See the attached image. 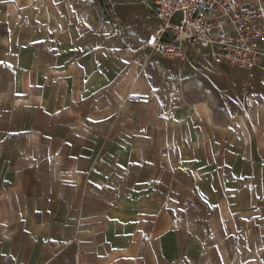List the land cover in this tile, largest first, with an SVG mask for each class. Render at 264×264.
<instances>
[{
	"label": "crops",
	"instance_id": "1",
	"mask_svg": "<svg viewBox=\"0 0 264 264\" xmlns=\"http://www.w3.org/2000/svg\"><path fill=\"white\" fill-rule=\"evenodd\" d=\"M97 2L0 0V264H264L260 137L231 161V138L164 109L95 33Z\"/></svg>",
	"mask_w": 264,
	"mask_h": 264
},
{
	"label": "rangeland",
	"instance_id": "2",
	"mask_svg": "<svg viewBox=\"0 0 264 264\" xmlns=\"http://www.w3.org/2000/svg\"><path fill=\"white\" fill-rule=\"evenodd\" d=\"M119 8L124 11L118 12ZM94 18L95 33L105 35L107 40L103 45L111 47L112 52H117L119 46L127 47L123 53L126 52L128 63L137 65L141 81L151 82L147 88H150L151 94L162 99L164 109L179 116L183 123H193L194 119L207 122L209 137V131L215 134L221 132L224 148L231 138L227 146L231 151L234 147L233 152L228 150L231 161L237 160V148L245 159L242 152L246 147L241 138L247 132H256L260 138L253 141L256 162L251 167L254 171H264V154L260 152L264 143H261V134L258 135L264 131V59L254 70L247 71L214 63L210 51L198 46L189 50L186 61L153 54L144 47V38L151 26V14L133 1H117L111 9L104 0H98ZM196 111L200 116L195 114ZM243 153L247 155L246 151ZM240 160L243 167L246 162L242 157ZM223 176L230 177V171L225 170ZM196 214L202 217L203 225H210L215 217V212L204 208ZM257 221H264V216Z\"/></svg>",
	"mask_w": 264,
	"mask_h": 264
},
{
	"label": "built area",
	"instance_id": "3",
	"mask_svg": "<svg viewBox=\"0 0 264 264\" xmlns=\"http://www.w3.org/2000/svg\"><path fill=\"white\" fill-rule=\"evenodd\" d=\"M150 10L154 23L144 47L153 54L186 61L198 46L212 60L231 69L251 71L264 59V7L254 13L243 0H130ZM111 9L116 2L107 0ZM106 7V6H105ZM228 29V31H227ZM129 104H150L152 96L129 93Z\"/></svg>",
	"mask_w": 264,
	"mask_h": 264
}]
</instances>
